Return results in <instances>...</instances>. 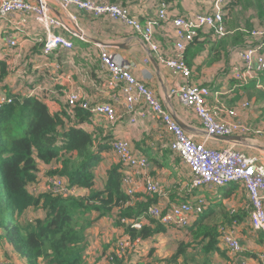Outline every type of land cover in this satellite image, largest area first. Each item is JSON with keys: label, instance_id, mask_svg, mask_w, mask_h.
I'll list each match as a JSON object with an SVG mask.
<instances>
[{"label": "crops", "instance_id": "obj_1", "mask_svg": "<svg viewBox=\"0 0 264 264\" xmlns=\"http://www.w3.org/2000/svg\"><path fill=\"white\" fill-rule=\"evenodd\" d=\"M108 1L126 5L130 13L141 23L156 17L159 2V0ZM47 4L53 15L59 17L67 26L72 25L77 29V36L69 30L56 29V33L71 40L72 47H58L52 53L43 54L42 23L34 14L13 12L6 16L0 15V60L5 61L8 68L7 76L0 82V94L36 97L48 106L52 114L60 115L66 106L67 97L71 94L76 95L80 103L111 104L114 108L113 119L102 114H91V120L81 123L80 127L93 135L95 131L100 136L105 135L102 141L109 138L122 139L132 154L142 155L147 159L143 166L135 165L126 169L124 167L121 172L124 192L131 190L134 202H142L148 197H153V201L160 205L185 200L193 202L194 198L201 197L205 208L186 227L198 217L208 215L207 224L211 226L217 223L220 231L221 228L231 230L242 248L239 254L229 252L219 231L216 249L206 252L198 247L187 246L178 260H170L169 257L176 252L178 240H183L187 244L191 241L186 228L172 226L173 229H183L184 232L181 238L175 239L170 245L168 258H163L165 256L162 255H167L168 252L159 249L160 244L154 241L158 237L134 242L137 250L142 246L141 251L146 253L144 245L152 241L148 247H156L154 252L159 256L150 264H260L257 257L264 252V233L254 231L252 228L250 199L244 186L232 182L212 188L191 189L187 164L170 148L172 133L162 124L159 117L149 112L148 106L137 94L135 87L130 88L129 93L136 97V100L131 108L128 107L124 86L112 78L101 65L99 55L101 49H107L112 55L129 64L135 78L146 84L153 97L185 132L191 134L196 141H200L206 132L196 112L185 107L178 95L170 93L172 87L186 82L187 77L179 70L168 66L164 60L182 54L192 70L189 81L217 91V95L211 94L207 97V105L219 118H229L225 111L219 110L220 103L229 109L236 107L242 99L251 102L248 108H236L233 118L253 130L250 129L247 134H236L246 138V144H237L244 152L264 159V122H261L264 120L262 114L264 98L258 99L256 95V88L262 89L256 86L255 81L250 83L251 80L244 84L246 88L243 89L235 86L230 78L233 77L235 67L245 65L241 55L243 49L233 44L231 39L211 37L207 30L200 31L197 42L194 41L195 43L187 46V40L177 34L171 19H163L152 28L151 43L155 45L154 49L123 19L97 17L88 10L71 8L70 13L74 15L72 23L66 18L65 10L57 0H47ZM200 8L201 4L197 0H173L168 3V14L171 17L177 14L193 16ZM3 26L10 31L4 33ZM9 38L15 40L16 44L10 46ZM178 43H184L185 49L180 50ZM255 78L256 75L252 79ZM251 93L254 95L248 97ZM252 106H255V112ZM260 128L263 130L262 135L256 132ZM249 142L258 148H252ZM231 143L233 142L216 139L215 136L207 140L208 146L211 147H226ZM117 158V154L111 149L103 153L100 162L105 160L106 164L102 167L104 170L100 176V185L97 184L98 173L95 171L96 187L103 186L107 169L117 165ZM146 177L158 183L159 193L151 195L146 190ZM233 216H236V219L226 220ZM140 221L141 225L147 223L146 219ZM222 221L224 223H221ZM124 232L125 227L116 224L109 217L97 220L88 230L89 248L86 251V263L108 264L109 242ZM207 241L208 238H205L204 244ZM0 247L3 249L4 257L10 258L16 264H28L9 245L0 243ZM140 259L142 257L137 263H140ZM144 263L145 258L141 264Z\"/></svg>", "mask_w": 264, "mask_h": 264}, {"label": "trees", "instance_id": "obj_2", "mask_svg": "<svg viewBox=\"0 0 264 264\" xmlns=\"http://www.w3.org/2000/svg\"><path fill=\"white\" fill-rule=\"evenodd\" d=\"M170 1L173 0H159L158 6ZM236 3L238 4L237 0H232L231 6L223 8L225 25V17L230 15L231 8L236 7ZM199 11H204L203 4ZM208 11L211 12L212 9ZM261 25V31H264V23ZM203 30L211 32L208 28L201 29ZM197 39L198 36L187 41V46L197 42ZM231 41L239 49H245L247 44L254 47L258 43H264V37L262 34L253 35L252 38L238 35ZM184 60L186 61L185 58ZM257 72L259 81L255 80ZM7 74V64L0 60V82ZM255 75L256 78L251 79L250 83L255 81L256 86L264 90V69L256 70ZM230 78L236 86L237 80ZM238 87L245 89L246 85ZM252 95L254 93L248 94V97ZM10 96V101L0 106L1 244L12 247L28 264H87L88 230L100 218L113 217L116 224L125 227L132 243L163 234L167 232V227L173 228L161 224L146 213L148 206L156 202L153 197L134 202L133 196L124 192L121 172L125 165L119 158L117 165L107 169L103 186H95V167L103 153L110 149L113 151L110 142L114 138L102 141L105 135L100 136L96 131L93 135L80 127L81 123L91 120V114L86 109L79 105L70 108L66 103L62 115L52 114L48 106L36 97ZM41 170L47 178L60 177L65 191H54L49 184L46 190L35 195L37 190L34 191L31 187L29 189L27 185L38 180L37 174ZM76 188H85V194H74ZM38 209L42 211V217L25 216L26 211ZM23 214L24 219L21 218ZM122 219H146L147 223L137 229L122 222ZM208 219V215L201 216L188 227H180L188 230L187 235L191 241L187 244L178 240L176 252L170 260H178L187 246L198 247L206 252L216 249L220 232L217 223L211 226L207 224ZM233 219L236 216L226 218L228 221ZM205 238H208L206 244ZM3 255L0 254V264H16ZM143 259L144 257L140 259V264ZM123 260L124 258L119 261L115 257V263L119 261L118 264H126L127 258ZM108 264H112L109 259Z\"/></svg>", "mask_w": 264, "mask_h": 264}, {"label": "built area", "instance_id": "obj_3", "mask_svg": "<svg viewBox=\"0 0 264 264\" xmlns=\"http://www.w3.org/2000/svg\"><path fill=\"white\" fill-rule=\"evenodd\" d=\"M65 10V16L72 23L74 15L70 13L71 8L85 9L93 15L99 17H112L123 19L126 23L132 25L136 33L142 40H145L154 49L155 45L151 43L152 28L163 19H171L174 23L177 34L187 41L194 40L199 31L204 28L211 29L213 35L222 36L224 29V12L220 7L217 10L197 11L189 16H169L168 4L162 2L158 6L156 17L141 23L140 20L133 16L129 10L118 3H112L108 0H57ZM13 12L34 14L36 19L42 23V32L44 40L42 44L43 54H49L58 49V47L71 48L72 42L66 36L56 33V29L69 30L77 36V30L74 27L67 26L59 17L53 15L49 10L47 0H0V15L6 16ZM21 22H24L22 17ZM71 34V35H73ZM73 35V36H74ZM256 35V34H255ZM188 42V43H189ZM10 46L16 44L15 40L8 39ZM180 50L185 49L184 43H178ZM253 46L247 44L246 48L241 51L245 65L233 69V77L237 80L236 86H242L250 81L256 70L264 69V53H259L261 57L254 56ZM101 65L118 83L122 84L123 91L127 97L129 106L132 107L136 97H133L129 90L135 87L137 94L143 98L149 108V112L159 117L173 135L170 142V148L177 153L187 164L190 174L189 187L195 188H212L227 183H240L246 189L250 199V222L255 231L264 233V159L255 155L248 154L238 147L237 143H231L226 147L208 146L207 140L213 136H225L236 134H247L252 128L243 125L242 122L235 120L236 108H248L251 102L242 99L234 108L226 109L220 103L219 110L225 111L228 119L219 118L215 111L207 105V97L211 94L217 95L216 90L210 87L197 85L189 81L191 69L184 60V56L179 54L176 57L165 59V63L173 69L179 70L186 77L187 81L176 84L170 89V93L178 95L183 105L193 109L200 120L206 135L200 141H196L191 134H188L172 117V115L163 108L157 101L146 84L137 80L132 74L129 64L115 55H112L107 49L100 50ZM10 98L0 95V106L9 102ZM66 103L70 108L79 105L86 109L90 114H102L110 119L114 118V108L108 103H87L78 102L77 96L71 94L67 97ZM253 131V130H252ZM262 134L263 130H257ZM110 144L113 151L117 154L119 160L126 168H133L135 165L143 166L147 159L140 155L132 154L126 147L122 139H113ZM54 191H65L61 178L51 180ZM146 190L151 194L160 192L157 182L152 178L146 177ZM127 190V193H131ZM195 200V201H194ZM205 208L204 201L201 197L193 199V202L187 200L180 202H171L166 205H160L156 202L150 204L147 208V214L159 220L165 226L186 227L198 214ZM144 217V214L142 215ZM124 221V219H122ZM130 226L139 229L141 221L130 222ZM219 226L221 239L229 252L239 254L242 250L231 230ZM260 264H264V252L258 255ZM246 264V263H243Z\"/></svg>", "mask_w": 264, "mask_h": 264}, {"label": "rangeland", "instance_id": "obj_4", "mask_svg": "<svg viewBox=\"0 0 264 264\" xmlns=\"http://www.w3.org/2000/svg\"><path fill=\"white\" fill-rule=\"evenodd\" d=\"M197 1L201 5L203 4L204 10H209V9L217 10L220 7H229L231 6V2H232V0H197ZM237 1H238V4L236 3L237 4L236 7L231 8L230 15L225 17L227 19V25H224L225 31H223V35L217 36V35H213V32L212 33L209 32L211 37L215 39L219 37H222V38L225 37L228 40L234 39L238 35H243L245 37L252 38V36L255 34L256 35L262 34V36L264 37V31H261L263 29L261 24L264 23V0H237ZM109 2L118 3L117 1L116 2L109 1ZM205 2H206V5H205ZM118 4L122 5V3H118ZM122 6L126 8L127 10H129L126 5H122ZM225 11H227V9H225ZM3 30H4V33L5 32L8 33L10 31L9 29L6 30V27L4 26H3ZM74 30H77V29H74ZM252 49L254 50V56H256L257 58L261 57L259 53H264V43H258ZM191 75H192V70H191L190 76ZM255 80H258V81L260 80V77L258 76V72H257V79ZM262 80H264V77L262 78ZM256 95L258 96V99L264 98V90L256 89ZM252 108L255 112L256 111L255 106H252ZM262 114L264 116V108L262 110ZM258 119H262V118H258ZM261 122H264V120H261ZM251 146L252 148H256L255 145H251ZM260 148H261V145H260ZM72 156H74V153H72ZM99 164L101 166L95 167V171L98 173V182H97L98 185H100V176H101V173H103L102 170H104L102 167L105 166L106 162L105 160H102ZM42 171L43 170L39 171V173L37 174L38 180L34 182V184L27 185V188L30 189L31 187V189H34V191L37 190L35 195H38L40 192L46 190L49 187V184H51L50 183L51 180L54 179V178H47L43 176ZM57 178H60V177H57ZM121 178H123V176H121ZM85 192H86L85 188H76L73 191L74 194H79V195L85 194ZM128 194H131V193H128ZM25 216L27 218L42 217L43 213L39 209L37 211L30 210L29 212L27 211L25 212ZM21 218L24 219V214L22 215ZM109 218L113 220V217H109ZM122 222L130 224L131 221L124 219V221ZM166 229H168L166 234L156 235L155 237H158V239L154 240L155 243L160 244L159 249H163L165 250V252H168L167 255H162V256H165L163 258H168L170 256V251H171L170 245L174 243L175 239L181 238L182 236L181 234H183L184 232L183 229H177V228L173 229V228H168V227ZM110 233L111 232H109V235ZM150 242L152 241L145 243L144 250H146L147 252L143 253L141 251L143 247L141 246L140 250H137L134 246V243L130 241L127 233L124 232L123 234H120V236L113 237L110 240L108 259L110 260L112 264H118V262L123 258L124 260L125 258H127L126 264H140V263H137V260L141 257H144L146 259V263L144 264H150V262H152L153 260H155L157 256H159L158 254L154 252L156 247L154 246L148 247L150 245ZM0 251H1L0 254L3 255V249L1 247H0ZM3 257L1 256V258ZM115 257L119 259L117 263H115ZM131 258L133 259L132 262H131Z\"/></svg>", "mask_w": 264, "mask_h": 264}, {"label": "water", "instance_id": "obj_5", "mask_svg": "<svg viewBox=\"0 0 264 264\" xmlns=\"http://www.w3.org/2000/svg\"><path fill=\"white\" fill-rule=\"evenodd\" d=\"M215 138L227 142L246 144V138L243 135H225V136L222 135V136H215ZM249 145H252V143L249 142Z\"/></svg>", "mask_w": 264, "mask_h": 264}, {"label": "clouds", "instance_id": "obj_6", "mask_svg": "<svg viewBox=\"0 0 264 264\" xmlns=\"http://www.w3.org/2000/svg\"><path fill=\"white\" fill-rule=\"evenodd\" d=\"M0 95H3V96H5L6 98H9V96L7 95V94H0ZM11 97V96H10ZM6 103V102H5Z\"/></svg>", "mask_w": 264, "mask_h": 264}]
</instances>
